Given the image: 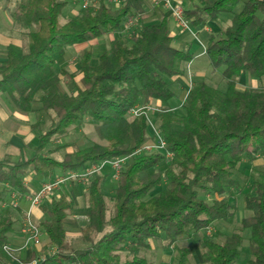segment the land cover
<instances>
[{"label": "trees", "instance_id": "trees-1", "mask_svg": "<svg viewBox=\"0 0 264 264\" xmlns=\"http://www.w3.org/2000/svg\"><path fill=\"white\" fill-rule=\"evenodd\" d=\"M2 1L13 21L25 28L27 46L25 50L9 47L6 61L0 65V96L15 110L28 114L33 111L34 96L39 94V112L49 116L51 123L38 137L32 156L0 160V204L4 185L27 193L23 181L29 174L50 181L57 172L64 174L90 162L131 155L147 139L145 117L126 119L140 101L160 104V133L167 144L166 152L171 154V165L164 171L167 189L150 198V192L163 181L162 175L150 171L166 156L154 153L129 159L117 179L113 215L108 223L102 192L107 175L98 174L87 183L85 248L73 249L66 239L64 220L75 209L73 200L67 193L49 199L47 219L38 227L54 251L46 252L37 264H147L137 255L149 241H167L171 247L189 232L234 220L236 208L229 200L233 195L222 196L226 188L235 185L236 163L264 157V90L236 89L242 74L258 80L264 77V0H200L201 8L185 12L187 19H194L192 25L197 29L203 28L206 18L219 23L231 16V21L223 38H211L204 52L211 73L221 70L227 93L203 82L192 86L182 106L184 118L179 130L173 129L175 118L169 112V103L176 97L173 80L183 78L193 57L187 50L172 47L166 18L143 25L131 45L113 41L110 55L101 52L95 67L90 66V51L84 52L79 85L65 71L56 72V57L64 49L116 34L130 17L140 16L146 21L147 0H124L117 11L99 0L95 12L81 11L62 26L59 20L67 7L64 0ZM60 77L70 83L69 95L60 91ZM83 118L95 122V130L106 146L86 148L74 160L65 156L58 161L44 155L54 137L66 135ZM200 193L211 194L213 199L208 203ZM244 199L241 224L250 233L248 264H264V171L250 184ZM14 231L12 216L7 211L0 213V264L10 261L3 247ZM242 240L235 232L222 243L207 242L202 254L204 264H236ZM123 248L134 257L122 261ZM175 250L176 264H191L187 248Z\"/></svg>", "mask_w": 264, "mask_h": 264}, {"label": "rangeland", "instance_id": "rangeland-1", "mask_svg": "<svg viewBox=\"0 0 264 264\" xmlns=\"http://www.w3.org/2000/svg\"><path fill=\"white\" fill-rule=\"evenodd\" d=\"M64 1L67 3V7L63 11L62 16L59 20L61 26L65 25L70 19L78 17L81 14L82 11L81 6L84 0H64ZM149 1L151 7H154L152 5V0ZM86 2H88V6H89L87 10L91 9L92 12H95L99 0H93V1L86 0ZM123 4H124V0H105V5L111 11H117L123 6ZM159 7L161 6H158V8ZM199 8H201V6ZM241 8H242V4L238 6L236 11L239 12ZM195 9L193 11H195ZM224 19H225L224 27L221 30V33L213 37V39L215 40L222 39L224 36L225 29L230 25L231 16H225ZM190 20L194 21L193 18ZM126 21L123 23L121 30L116 34L102 37L87 44L64 49V51L59 56L56 57V72L58 73L60 70L65 71L68 75H72L74 83L76 85H79V81L81 79V75L79 74V69H80V63L83 59L84 52L90 51L91 53L90 66L95 67L97 65V57L101 52H107L110 55L111 44L113 41L122 40L128 45H131L132 38L137 35L138 31L143 25L155 24L154 22L149 21V16H148V19L146 21H140V23H138L136 28L130 29L125 26ZM205 22H208L207 18ZM23 29L25 30L24 27ZM181 32L184 34H180V35H182L183 38H186L188 34L183 31ZM26 33L27 32L25 31V34ZM26 46H27V40L25 41L23 50H25ZM199 62L204 64L205 67L200 68L197 76H191L188 68L186 67L185 75L183 76V82L181 81L182 85L175 83L176 85L172 88V91H174L176 97L175 99L171 100L169 103V108H170L169 112L175 118V122L173 125L174 130L181 129L183 125L181 123V120L184 118L182 106L192 86L203 82L207 86L211 88H215L220 92H222L223 94L227 93V87L220 75L221 70L216 74H212L205 57L202 58ZM60 79H61L59 84L60 91L62 93L69 95L70 83L63 77H60ZM166 82L169 84L171 83L170 81H166ZM236 89L240 92H245L247 90H264V77L261 80H258V79H252L249 76L242 74V76L239 79L238 85L236 86ZM117 90H119V88H117L116 91ZM39 97H40L39 94H36L34 96L35 103L36 105H38V107H39L38 104ZM137 107L144 108L145 111H148L147 118L150 121L151 126L147 123L146 141H149L151 139V133H152L151 130L153 129L160 130L161 122L158 117V115L162 113L160 104L152 101L147 104H143L142 101H140ZM142 116L145 117L144 115ZM42 118L44 119L43 120L44 125H46V129H47L51 123V118H49V116H47L46 114H43ZM126 119L130 121L133 119V117L127 115ZM95 125H96L95 122H93L90 118H83L82 120L78 121L74 126H72L68 130L66 135L54 137L51 140L48 147L46 148V151H44V155H49L58 161L64 159L65 156H69L71 159L74 160L86 148H89L94 145L106 146L107 142L102 137H100V135L96 132ZM24 158L27 159L29 158V156H25ZM170 165H171V156L166 157V160L162 164H160L153 171H150V174L157 173L162 175L163 181L152 192H150L147 198H150L152 196H157L162 191L167 189V179H165L164 177V171ZM261 171H264V157H260L252 162L241 160L236 163V169L234 172L235 185L231 188H226V193L224 194V196H222V197L225 196L229 197L231 194L233 195V197L231 198L229 197L230 198L229 200L230 203L235 206L236 214L234 220L231 223L216 222L213 225H211L208 229L202 230L198 233L189 232L188 236L178 239L177 242L171 247L167 246L168 245L167 241H149L148 242L149 246L147 248H143L142 250H140V252H138L137 257L144 258L147 264H176L175 262H176L177 252L175 248L178 247V248H187L189 250L190 252L189 261L191 264H204L202 259V254L205 250V244L207 242L212 241L216 243H222L228 236H230L235 232H238L241 234L243 240L240 246V257L236 264H248V260L250 259V254L248 252L250 233L249 230L243 229L241 224L242 218L245 213L244 195L248 192V188L250 184L259 178ZM57 173L58 175L62 174L61 172H57ZM67 184H70V182L66 183L65 185ZM117 184L118 181L114 180L111 177V175H107L106 181L102 184V192L105 195V201H106L105 220L107 223L109 222V220L113 215V197L115 196L117 190V186H118ZM200 196L208 203H210L211 200L213 199V196L208 193H200ZM214 197L217 199L222 198L220 196H214ZM84 200H85L84 205L87 206L86 203L88 204V198L86 196V193H84ZM5 201L8 200H2V202ZM1 204H0V213L6 212V210L2 208ZM71 214L72 213H70L69 216ZM37 226L39 225L37 224ZM84 227L82 228V239H75L70 237L67 238L69 244L73 249H82L88 246V244L85 243L83 238ZM12 234L13 233L9 234V238L13 236ZM42 235L44 236L43 237L44 241H41L42 239L40 238V245H36L38 246L37 247L38 249L37 251H35L37 253V258L35 257L34 259L35 261H39L41 258H43L46 252L54 251L53 248L47 246L48 239L46 238L43 231H42ZM5 252L11 257L10 261L12 260V257L15 258L11 250L10 251L7 250ZM120 255L122 261L130 260L134 257L132 252L128 248H123L120 252ZM10 261L6 262L5 264H10ZM17 262L18 264L32 263V262L25 263L24 260L22 261L17 260Z\"/></svg>", "mask_w": 264, "mask_h": 264}, {"label": "crops", "instance_id": "crops-1", "mask_svg": "<svg viewBox=\"0 0 264 264\" xmlns=\"http://www.w3.org/2000/svg\"><path fill=\"white\" fill-rule=\"evenodd\" d=\"M172 1L174 5L181 6L185 12H191L202 5L200 0ZM146 3L150 22L157 23L163 18L167 19L172 47L176 50H187L192 55L193 60L188 64L187 68L191 76H197L200 68L205 67L204 64L199 62L204 58L205 48L211 38L221 33L224 27L225 17L219 23L205 22L202 29H197L191 25L193 34L187 33L186 38H183L180 34L184 33L168 17L169 14L163 7H151L149 0ZM7 8L5 2H0V65L6 61L9 47L23 49L26 41L25 30L21 25L13 21ZM173 81L182 85L183 78H176ZM39 109L40 106L38 107L35 103L31 113H22L15 110L4 96H0V160L6 157L25 160V156L30 157L33 155L34 149L37 146L38 137L46 130V125H44V119L42 118L43 113H40ZM102 174L110 175L109 167H106ZM55 175H58V173ZM47 181L49 179L29 174L23 181L27 190L26 194L34 193ZM3 187V198L5 197L3 200H9L14 190H11L7 185ZM62 193H67L69 198L75 203V209L71 212L72 214L64 220L66 239L69 237L82 239V228L87 224V216L89 213L88 204L86 203L87 206L84 205L86 185L67 184L56 191L49 199L52 197L58 198ZM49 199L31 210L32 220L36 225H39L40 222L47 219L46 211ZM28 209L29 204L21 200L19 211L6 210L15 220V231L12 234L13 236L9 238L7 244L8 251L11 250L15 256V258L12 257L10 264H18L17 260H24L25 263H31L32 261L31 264L38 263V261L34 260L35 257L37 258L35 251H37L38 246L32 243L26 244L25 237L21 233L22 223L20 211H27ZM43 237L42 235L41 241H44Z\"/></svg>", "mask_w": 264, "mask_h": 264}, {"label": "built area", "instance_id": "built-area-1", "mask_svg": "<svg viewBox=\"0 0 264 264\" xmlns=\"http://www.w3.org/2000/svg\"><path fill=\"white\" fill-rule=\"evenodd\" d=\"M182 2V0H179ZM154 7L161 6L169 14L170 19L175 25L183 32L193 34L191 24L193 21L187 19L185 11L181 6L174 5L172 0H152ZM88 2L84 0L82 2L81 9L86 11L88 9ZM140 16H133L127 19L125 26L127 28H136L140 23ZM147 112L144 108L135 107L129 113L133 118H138L144 115L147 119V123L151 126L150 121L147 118ZM151 139L144 142L138 149H136L131 155H125L117 157L111 161L90 162L86 164L82 169L76 171H69L61 175H56L50 181L43 183L34 193L21 194L18 191H13L8 201L2 202V208L12 211H19L20 201L24 200L29 204V209L21 212V233L25 237V243H32L33 245L40 244V238L42 236L41 229L33 222L31 210L41 203L49 199L56 191H58L63 185L68 182H75L77 185L85 186L87 183L98 174H102L106 167L110 169V175L114 180H117L122 170L127 165L131 157H138L141 155H149L154 153L164 154L166 157H170L171 154L166 152V142L163 139L159 129L151 130ZM4 251H7V246L3 247Z\"/></svg>", "mask_w": 264, "mask_h": 264}]
</instances>
